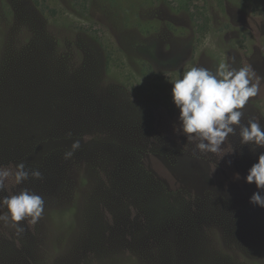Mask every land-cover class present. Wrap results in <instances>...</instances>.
I'll list each match as a JSON object with an SVG mask.
<instances>
[{
	"label": "rangeland",
	"instance_id": "rangeland-1",
	"mask_svg": "<svg viewBox=\"0 0 264 264\" xmlns=\"http://www.w3.org/2000/svg\"><path fill=\"white\" fill-rule=\"evenodd\" d=\"M223 58L264 77V0H0V165L43 173L0 199L46 201L19 235L0 221V264H264V208L245 180L264 147L237 129L222 145L234 153L194 155L174 130L170 81ZM244 112L264 124V80ZM134 160L154 176L133 175Z\"/></svg>",
	"mask_w": 264,
	"mask_h": 264
},
{
	"label": "clouds",
	"instance_id": "clouds-1",
	"mask_svg": "<svg viewBox=\"0 0 264 264\" xmlns=\"http://www.w3.org/2000/svg\"><path fill=\"white\" fill-rule=\"evenodd\" d=\"M234 60L221 59L214 69L192 65L187 68L181 78L170 81L172 101L179 110L178 126L174 130L178 135L187 137L188 143L195 144V151L201 154L213 153L219 159L226 154L234 153V148H223L230 136L239 129L242 145L253 144L264 147V124L261 118L248 119L243 122L244 109L250 98L257 97L261 91L262 80L251 64L243 63L241 67H233ZM76 140L71 150L65 152L64 158L70 159L80 148ZM231 163V161H229ZM32 179H43L39 169H30L20 162L14 167L0 165V192L9 185H21ZM240 179V174H236ZM248 184H255L258 191L250 197V203L264 208V153L259 155L257 163L248 170L245 177ZM0 221L15 228L17 234L25 231L22 221L35 225L42 218L46 201L44 197L29 188L10 193L0 199Z\"/></svg>",
	"mask_w": 264,
	"mask_h": 264
},
{
	"label": "trees",
	"instance_id": "trees-1",
	"mask_svg": "<svg viewBox=\"0 0 264 264\" xmlns=\"http://www.w3.org/2000/svg\"><path fill=\"white\" fill-rule=\"evenodd\" d=\"M35 2H37L38 0H34ZM39 4V3H38ZM44 10V9H43ZM17 112H20V114L22 113V111L21 110H17ZM36 119H37V117H35ZM30 120V119H29ZM17 132V131H16ZM15 132V133H16ZM35 132H36V130H35V128H34V130H31V135H35ZM11 133V132H10ZM14 133V134H15ZM13 134V135H14ZM33 138H34V140L35 139H37V141H32V143H30L29 144V147L30 148H32L33 150H35L37 153V155H33L34 156V158H36V159H38V154L39 155H42V154H44L45 153V151H40V150H42L41 149V146H39V144L42 142V141H45V140H49V138L50 137H47V136H33ZM45 139V140H44ZM32 140V139H31ZM8 144V147H10L11 148V143H7ZM84 145H86V144H84ZM39 146V147H38ZM160 157H162L163 155H159ZM169 162V161H168ZM144 162L143 161H140V162H135V160H134V168H133V164L132 165H130L129 164V166H132V168L131 167H129V169H130V171L133 173V175H137V176H139L140 177V174H139V172H138V168L140 169V168H142V172H144V173H146V174H148V175H150V176H154L153 175V172H152V170H151V172L150 171H148L146 168H145V166H144V164H143ZM125 166H126V164H125ZM169 166H171V164L169 163ZM125 169V168H124ZM129 169H125V171H127V170H129ZM189 176L188 175H182L181 176V178H183V179H187ZM153 178V177H152ZM153 181H154V183L155 184H157V182H156V180L153 178L152 179ZM159 185L157 184V187H158ZM182 188H180L179 190H181ZM158 190V189H157ZM178 190V191H179ZM162 189L160 190V192L162 193ZM177 191V192H178ZM166 192L168 193H166L167 194V200L172 204V206L174 207V209L173 210H175V211H177V209L178 208H180V206H182V205H180L181 204V200L179 199V197L178 196H175V194L177 193H175L174 191L172 192V191H169V190H167L166 189ZM163 194V193H162ZM166 194H164V195H166ZM169 194H172V199H171V195H169ZM174 194V195H173ZM168 196H169V198H168ZM99 203V202H98ZM90 207H92V205L90 206ZM179 210V209H178ZM144 212V211H143ZM177 213H179V212H177Z\"/></svg>",
	"mask_w": 264,
	"mask_h": 264
}]
</instances>
